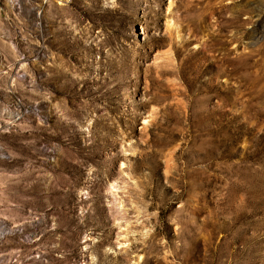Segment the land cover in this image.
I'll list each match as a JSON object with an SVG mask.
<instances>
[{"label": "rangeland", "instance_id": "rangeland-1", "mask_svg": "<svg viewBox=\"0 0 264 264\" xmlns=\"http://www.w3.org/2000/svg\"><path fill=\"white\" fill-rule=\"evenodd\" d=\"M0 264H264V0H0Z\"/></svg>", "mask_w": 264, "mask_h": 264}]
</instances>
